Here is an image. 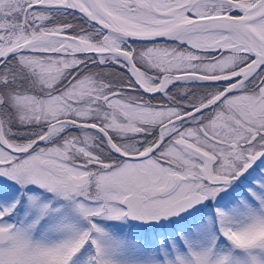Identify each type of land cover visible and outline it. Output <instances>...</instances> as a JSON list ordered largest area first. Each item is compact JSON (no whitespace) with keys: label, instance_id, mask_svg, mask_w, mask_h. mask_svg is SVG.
<instances>
[{"label":"snow or ice","instance_id":"obj_1","mask_svg":"<svg viewBox=\"0 0 264 264\" xmlns=\"http://www.w3.org/2000/svg\"><path fill=\"white\" fill-rule=\"evenodd\" d=\"M0 264H264V0H0Z\"/></svg>","mask_w":264,"mask_h":264}]
</instances>
